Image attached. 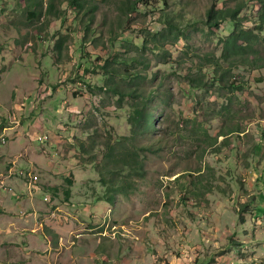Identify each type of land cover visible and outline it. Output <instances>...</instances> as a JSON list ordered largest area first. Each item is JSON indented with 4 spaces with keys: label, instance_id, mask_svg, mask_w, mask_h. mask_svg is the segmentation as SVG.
<instances>
[{
    "label": "rangeland",
    "instance_id": "374dc122",
    "mask_svg": "<svg viewBox=\"0 0 264 264\" xmlns=\"http://www.w3.org/2000/svg\"><path fill=\"white\" fill-rule=\"evenodd\" d=\"M33 1L0 0V264H264L260 0H145L130 14L95 0L87 15L69 0L32 14ZM214 5L243 7L259 67L237 61L231 88L196 89L188 76L210 81L235 30L207 25ZM107 61L156 93L157 130L128 142L133 170L106 157L131 137L134 103L104 88ZM112 183L124 192L110 203Z\"/></svg>",
    "mask_w": 264,
    "mask_h": 264
},
{
    "label": "trees",
    "instance_id": "16d2710c",
    "mask_svg": "<svg viewBox=\"0 0 264 264\" xmlns=\"http://www.w3.org/2000/svg\"><path fill=\"white\" fill-rule=\"evenodd\" d=\"M95 0H69L70 3L75 4L79 9L85 8V2L87 4L85 13L86 15L91 12L94 14L96 7L94 6ZM145 0H124V9L130 14L134 13L139 7L141 2ZM34 8L32 14H37V9L39 5H42V1H33ZM262 4V9L260 11V29H263L264 26V0H260ZM52 4H49V9ZM243 7L239 6L236 8H220L217 9V6L214 5L208 11L207 25L211 28L220 27L225 21L231 19L235 21V30L229 35L221 38L223 42V53L220 58L214 57L212 60L209 59L210 68L213 69L214 77L208 81L204 76L199 75H189L188 80L192 88L196 89H205L207 84L210 82L216 84L220 87H224L229 84L231 88V82H229V77L235 66H237V61L245 66L256 67L259 65L255 64L257 56V44L259 40V34L256 33V29H246L243 25V21L240 19V13ZM92 20V19H91ZM171 31L177 30L176 26L173 23L168 22ZM166 32H162L161 35H164ZM179 38V37H177ZM249 55H252L253 60L248 59ZM248 60V61H247ZM108 71L109 77L107 78L106 87H104L108 92H113L115 95L120 96L119 102L122 103L125 98H130L134 100L132 105V112L129 116V124L132 129L131 137H124V139L119 140L116 143L111 141L107 142L105 145L108 148L107 159L110 161L115 160L117 165L122 167L129 168L133 170L136 167H142L143 160L139 159V153L135 151L128 144L129 140H136L139 137L149 136L157 130L155 123V115L153 112V107L151 105V100L156 97V93L153 91L141 90V85L139 81L143 78L138 73H132L131 71L122 72L120 69H111V62L107 61L106 65L103 67ZM130 79V85L124 87L122 81ZM206 135V133H205ZM223 135V133L218 134ZM208 139L215 141V138H211L208 134L206 135ZM109 163V162H108ZM118 168V166H117ZM128 177H124L126 180ZM102 182H107L104 178ZM113 184V183H112ZM109 187L111 191L105 198L108 202H113L116 193L124 192L120 186H115L114 184ZM67 195H71V190H68Z\"/></svg>",
    "mask_w": 264,
    "mask_h": 264
},
{
    "label": "built area",
    "instance_id": "2783aa9c",
    "mask_svg": "<svg viewBox=\"0 0 264 264\" xmlns=\"http://www.w3.org/2000/svg\"><path fill=\"white\" fill-rule=\"evenodd\" d=\"M47 137H43V138H40V141H47ZM39 181V178L37 176H33L31 175L30 176V183H32L33 185L36 184L37 182Z\"/></svg>",
    "mask_w": 264,
    "mask_h": 264
},
{
    "label": "crops",
    "instance_id": "0c3cea01",
    "mask_svg": "<svg viewBox=\"0 0 264 264\" xmlns=\"http://www.w3.org/2000/svg\"><path fill=\"white\" fill-rule=\"evenodd\" d=\"M6 179H7V178H6ZM5 181L10 182L9 179H7V180H5ZM5 181H4V183H5ZM4 186H5V184H4ZM20 205H22V208H24V205H23V204H20Z\"/></svg>",
    "mask_w": 264,
    "mask_h": 264
}]
</instances>
